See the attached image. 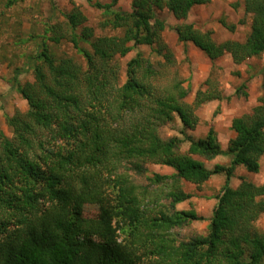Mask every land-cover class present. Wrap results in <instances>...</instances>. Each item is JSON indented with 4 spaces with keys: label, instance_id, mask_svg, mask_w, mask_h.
I'll use <instances>...</instances> for the list:
<instances>
[{
    "label": "trees",
    "instance_id": "16d2710c",
    "mask_svg": "<svg viewBox=\"0 0 264 264\" xmlns=\"http://www.w3.org/2000/svg\"><path fill=\"white\" fill-rule=\"evenodd\" d=\"M208 2L131 0L128 12L104 5L108 16L99 27L117 35L95 36L77 8L65 15L69 32L60 34L59 29L58 34L50 27L51 40L67 38L87 67L83 71L70 58H54L43 42L34 57L41 63L33 67V81L18 87L28 109L7 119L11 137L0 132V264H264V233L253 227L264 213V184L241 178L235 188L230 186L235 167L259 170L264 104L232 119L234 136L224 151L230 163L207 169L190 154L212 159L223 153L212 129L200 139L183 133L186 154L178 152L182 138L163 139L158 131L176 118L183 129H192L195 108L219 99V93L198 91L189 105L184 87L157 83L158 69L141 52L127 61L121 85L114 71L116 59L135 46L163 49L159 39L165 26L156 10L185 19L193 6ZM233 7L250 18L244 41L216 43L210 31L200 32L191 24L175 27L178 41L190 42L211 62L225 54L234 64L260 57L264 0H236ZM147 163L173 169L170 175L148 179L153 186L166 185L165 196L171 200L156 214L149 208V195L160 193L133 180L146 172ZM219 174L225 179L207 235L175 241L170 229L202 221L191 210L175 209L191 197L179 181L200 184ZM85 204L97 206L95 217L82 215Z\"/></svg>",
    "mask_w": 264,
    "mask_h": 264
},
{
    "label": "rangeland",
    "instance_id": "374dc122",
    "mask_svg": "<svg viewBox=\"0 0 264 264\" xmlns=\"http://www.w3.org/2000/svg\"><path fill=\"white\" fill-rule=\"evenodd\" d=\"M235 1L209 0L206 4L193 6L185 19H175L165 9L156 10L155 17L163 21L165 26L159 39L164 45L163 49L161 50L156 44L152 47L135 46L126 56L116 59L117 63L115 62L114 71L120 85L126 79L127 61L137 52H141L143 57L148 58L158 69L157 83L164 85L178 83L184 87L188 91L184 101L189 105L193 104L198 91L206 92L210 89L214 93H219V99L204 101L195 108L197 121L192 129H183L176 118L158 131L163 139L173 136L182 138L184 142L181 143L178 152L186 154L188 143L185 142L183 133L194 139H200L205 138L212 129L223 153L212 159L190 154L207 169L217 164L229 165L231 158L224 151L229 140L234 136L230 128L232 119L250 114L254 107L264 104V54L240 64H234L226 54L211 62L190 42L178 41L175 27L191 24L200 32L210 31L216 43L225 40L242 42L250 30V18L241 8L233 7ZM97 3L103 7L96 8L94 4ZM130 3L131 0H117L115 5H111L112 0H91L90 3L86 0H0V132L11 137L12 132L7 125V119L15 115L22 116L28 109L27 101L18 92V87L25 82L33 81V67L35 63H41L39 59L35 61L34 57L43 42L54 58H70L83 71L87 67L84 57L67 38H62L59 42L51 40L54 35L50 27H56L58 34L59 29L60 34L69 32L65 15L73 8H77L86 18L84 25L92 28L95 36L117 35L118 32L102 30L99 27V23L108 16L104 5L110 4L109 9L112 11L128 12ZM223 23L234 25V29L230 31ZM80 47L89 50L87 44L81 43ZM145 167L146 172L141 176H134L133 180L141 188L145 187L160 193L158 196L149 195L151 201L149 208L153 214H156L158 209L164 210L168 207L171 200L165 196L168 191L166 185L156 187L148 179L154 174L170 175L173 169L153 163H147ZM241 178L255 185H263L264 157L259 159L257 173L247 172L241 166L235 167L230 186L235 188ZM224 179V175L219 174L211 176L200 184L179 181L180 188L191 197L176 204L175 209L191 210L202 217V221H192L170 229L168 233L175 241H187L207 235L209 219L216 203L215 198L221 191ZM96 214V205L83 206L84 217L92 218ZM253 227L264 233V213L254 221Z\"/></svg>",
    "mask_w": 264,
    "mask_h": 264
}]
</instances>
